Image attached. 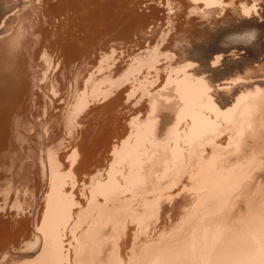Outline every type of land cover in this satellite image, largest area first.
Returning <instances> with one entry per match:
<instances>
[{"label":"bare ground","instance_id":"bare-ground-1","mask_svg":"<svg viewBox=\"0 0 264 264\" xmlns=\"http://www.w3.org/2000/svg\"><path fill=\"white\" fill-rule=\"evenodd\" d=\"M115 1L0 6V264H264V56L207 79L264 52V0L210 62L166 43L177 0Z\"/></svg>","mask_w":264,"mask_h":264},{"label":"rangeland","instance_id":"rangeland-1","mask_svg":"<svg viewBox=\"0 0 264 264\" xmlns=\"http://www.w3.org/2000/svg\"><path fill=\"white\" fill-rule=\"evenodd\" d=\"M1 1H0V3H1L0 6L2 5L3 7H6V9L11 10V9H13L12 5L15 6L14 9L17 8V6L18 7L19 6L20 7L21 6L22 7H29V6H31L32 0H6V2H5V0H1ZM26 1H28V2L26 3ZM137 1L139 2L140 0H116L115 4L112 6L111 19L118 18V19L122 20L123 23H121V24L123 25L125 23V21H124L125 15L129 12V10H133L137 13L145 12V10H143V9H145V7H143V5H141V4H140V6H137ZM223 1L225 3H229L228 8H226L223 11L218 9L217 11L209 12L208 10H210V9H208L206 11H200L199 13H195V12L191 13V16H188V15H189V12L193 9V7L191 5H189L186 2V0L175 1L177 8L171 14V19H172L171 22L172 23L170 26V28H171L170 37L167 39L166 43H168L171 40V37L172 38L173 37H179L180 40L183 42L182 48H184V49L192 48L193 44L199 45L200 50H201V56L206 57L208 62H210L212 60L214 54L222 52L224 50V48L215 50L216 46L211 47L212 45L213 46L217 45V44L222 45L231 39H233V40L240 39V37H239V35H237V33H234V35H231L230 31L227 32V30L229 29V27L231 25L236 24V22H240L239 19L238 20L236 19L237 16H240V15L244 16L240 12V8H241L240 5L241 6L245 5L247 7L251 6L250 0H234V1L223 0ZM21 3L24 5H22ZM27 4H28V6H27ZM8 7H10V8H8ZM118 8H119V10H118ZM201 9H202V6L199 7V10H201ZM257 12H258L257 14L254 13L253 15L258 18V21H264L263 9H259V10H257ZM115 16H117V17H115ZM245 17H247V16L245 15ZM219 34H221V35H219ZM228 34H230L231 36ZM217 36H219V37L221 36L220 39ZM210 37H211V39H210ZM215 38H217L219 40H217ZM229 38H231V39H229ZM213 41H214V43H217V41H218V43L214 44V43H212ZM219 45H217V46H219ZM170 50L172 52L174 51L175 54L177 53L176 54L177 56L180 55V53H182V52L183 53L186 52L184 50H178V49H174V48H170ZM261 56H264V52H259L256 55V57L251 59V60L243 61V60H240L239 58H235V62H233L232 64L218 65L216 67L217 68L216 72H211V71L207 72V74H208L207 79H209L212 82H217V81H220L224 78H235L239 75H245L246 69H248V68L249 69H255L260 65V63L263 62L261 60H258V58ZM188 59L198 61L197 59H193V58H188ZM188 59H186V60H188ZM182 62H184V60H182L181 63ZM262 86H264V84H262ZM101 104H98V109H96L92 113L93 116H95V117L98 116L97 113L100 111L99 107L102 106ZM117 115L120 118V120L123 121V123L125 124L126 117H124V115L128 116V114L123 112L120 115V112H118ZM105 117H108V116L105 115ZM260 152H262V151L260 150L258 152L259 155L261 156ZM21 203L24 204L23 207L27 206V203L25 202V200L23 198L15 199L14 197H12V198L8 199L9 206H11V204H13V205L15 204L14 206L16 207V206L20 205ZM1 215L3 218L7 217L5 220H7L11 223H14V220H16V219L17 220L19 219V217H17L16 219H13L12 216L11 217L8 216L7 214H5V212L2 213ZM9 217L11 218V220H13V222L10 221ZM154 223H155V220H153L152 224H154ZM166 223H168V222H166Z\"/></svg>","mask_w":264,"mask_h":264}]
</instances>
